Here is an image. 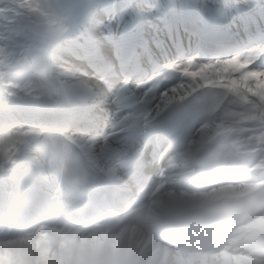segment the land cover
Returning a JSON list of instances; mask_svg holds the SVG:
<instances>
[{
	"label": "clouds",
	"instance_id": "9594fccd",
	"mask_svg": "<svg viewBox=\"0 0 264 264\" xmlns=\"http://www.w3.org/2000/svg\"><path fill=\"white\" fill-rule=\"evenodd\" d=\"M0 8L50 53L18 81L20 121L0 123V173L26 155L41 185L0 207V264H264V18L207 52L176 32L106 77L61 52L74 29L60 0ZM0 72H27L6 37ZM64 184L102 194L74 220Z\"/></svg>",
	"mask_w": 264,
	"mask_h": 264
},
{
	"label": "bare ground",
	"instance_id": "6f19581e",
	"mask_svg": "<svg viewBox=\"0 0 264 264\" xmlns=\"http://www.w3.org/2000/svg\"><path fill=\"white\" fill-rule=\"evenodd\" d=\"M107 1L110 4L100 10L88 25H81V29L87 31L92 39L79 47L87 56L93 46H98L110 64H125L128 67L133 60L139 59L142 52L156 51L160 43L169 42V37L175 32H179L183 39L193 37L191 31L185 28L188 23L202 21L207 28L208 39L214 46L221 44L226 37H243L250 24L264 18V5L260 0H165L164 3L161 0ZM108 18L112 20L110 29H106L104 37L99 40L95 33ZM122 48L127 53L126 57L119 54ZM72 58L89 64L86 59ZM3 122H8V118L0 113V123ZM30 151L46 156L45 149L39 143L33 144ZM25 159L33 166L26 155ZM17 178L16 165L9 173H0V198L9 196V181H16Z\"/></svg>",
	"mask_w": 264,
	"mask_h": 264
},
{
	"label": "snow or ice",
	"instance_id": "6c2138e0",
	"mask_svg": "<svg viewBox=\"0 0 264 264\" xmlns=\"http://www.w3.org/2000/svg\"><path fill=\"white\" fill-rule=\"evenodd\" d=\"M22 25L23 22L19 10L9 8L5 11L3 8H0V37H6L11 42L14 57L18 61L20 59L25 60L27 68L26 73L17 72L15 75L9 76L6 79L0 78V98H3L2 102L6 105V110L2 113L8 118L7 123L10 127H15L23 114V97L18 92L19 79L25 74H31L32 72L39 73L50 60V53L46 46L26 47L25 41L28 37L23 31ZM185 28L186 30H190L192 36L199 41L203 51L207 52L213 48L207 36V28L202 21L197 20L188 23L185 25ZM91 39L87 31L80 29L67 45L61 49V52L71 57L76 56L80 59H86L98 73L106 77L118 69L122 70L125 67V64H110L105 60L98 46H93L89 50V54L85 56L79 45H83L86 40L90 41ZM119 54L124 57L127 56L123 48ZM2 76L3 72H0V77ZM149 152L150 149L143 154L145 164H148L151 160ZM147 170L153 171L154 169L149 167Z\"/></svg>",
	"mask_w": 264,
	"mask_h": 264
},
{
	"label": "rangeland",
	"instance_id": "374dc122",
	"mask_svg": "<svg viewBox=\"0 0 264 264\" xmlns=\"http://www.w3.org/2000/svg\"><path fill=\"white\" fill-rule=\"evenodd\" d=\"M164 1L165 0H161L162 3H164ZM60 3L65 6L68 19L73 25L74 33L81 29L82 24L79 22H82L83 24L86 23V25H88L89 21L94 18L100 10H103L109 4L107 0H60ZM105 22L103 23L112 24V20L109 18L108 20L106 19ZM104 31V25L101 24L98 31L95 33L96 38L102 40L105 34Z\"/></svg>",
	"mask_w": 264,
	"mask_h": 264
},
{
	"label": "water",
	"instance_id": "95a60500",
	"mask_svg": "<svg viewBox=\"0 0 264 264\" xmlns=\"http://www.w3.org/2000/svg\"><path fill=\"white\" fill-rule=\"evenodd\" d=\"M24 162H25V155H21L20 158L18 159L17 164L20 165V164H22Z\"/></svg>",
	"mask_w": 264,
	"mask_h": 264
}]
</instances>
